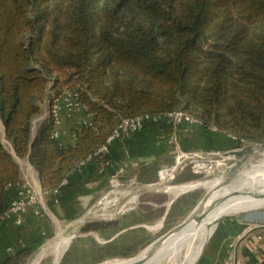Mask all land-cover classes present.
Returning a JSON list of instances; mask_svg holds the SVG:
<instances>
[{"label": "trees", "instance_id": "16d2710c", "mask_svg": "<svg viewBox=\"0 0 264 264\" xmlns=\"http://www.w3.org/2000/svg\"><path fill=\"white\" fill-rule=\"evenodd\" d=\"M67 89L77 91L93 122L79 127L74 145H65L54 135L50 112L32 138L44 101L49 99L51 111ZM175 110L236 136V147L264 142V0H0V118L11 146L0 138V218L10 209L11 187L23 183L17 158H29L43 191L52 192L91 155L108 162L96 152L123 118ZM175 156L141 164L138 182H157L159 170ZM199 175L189 164L176 180ZM150 196L118 220L84 231L111 239L127 229L106 249L144 232L136 225L162 217L166 209L158 213L147 206L145 200L158 201ZM193 196L171 205L166 227L177 225ZM38 246L0 264H26ZM82 251V239L74 240L60 264H81L76 257Z\"/></svg>", "mask_w": 264, "mask_h": 264}, {"label": "crops", "instance_id": "0c3cea01", "mask_svg": "<svg viewBox=\"0 0 264 264\" xmlns=\"http://www.w3.org/2000/svg\"><path fill=\"white\" fill-rule=\"evenodd\" d=\"M71 100L74 101L73 97ZM42 109L43 118L48 112L46 101L42 104ZM92 122L93 116L88 114L84 107L71 111L64 109L60 124L56 127L58 138L65 145H74L79 127ZM236 143L237 141L229 135L210 132L202 124L183 123L173 126L169 123H159L145 126L139 133L114 141L112 156L109 159L105 156L107 163H100L94 157L82 163L70 173L57 192H44L38 171L29 158L23 163L18 159L22 169V184L27 185L28 189L38 196L37 208L40 213L29 211L22 224H17L12 216L0 219V263L21 249L39 245L32 254L35 256L44 243L57 237L70 222L80 220L88 213H94L107 202L105 199L111 195L112 189L119 182L129 178L140 183L137 179L141 164H149L158 159L167 160L180 148L185 151H221L231 149ZM17 192V185L11 187L10 194L13 198ZM261 224H264L261 219H228L221 224L216 237L209 240L196 264H224L230 241L235 243L238 255L248 264H260L264 256V228L259 226ZM249 227H252V230L248 233L246 230ZM259 235L262 236L261 240L258 239Z\"/></svg>", "mask_w": 264, "mask_h": 264}, {"label": "rangeland", "instance_id": "374dc122", "mask_svg": "<svg viewBox=\"0 0 264 264\" xmlns=\"http://www.w3.org/2000/svg\"><path fill=\"white\" fill-rule=\"evenodd\" d=\"M45 101L47 102L48 112H47L46 116L42 118V116H43L42 113L44 111L42 109V112L34 118L33 127H32V136L36 135L37 130L39 129L41 124L50 115L51 111H50V107H49L50 106L49 105V99H46ZM0 138L3 142V144L7 148H11L9 142L5 138V129H4V125H3L1 118H0ZM255 144H257V143L241 142L237 147L234 146L229 150H221L223 156H225V159H224L225 162L227 164L233 163L232 159L227 157L229 154H231V153L235 154V153H238L240 151H243L244 149H246L248 147L257 146ZM18 159H20V158H17V160ZM26 159L27 158L20 159L21 163H23ZM220 160H221V158H220ZM223 167L224 166L220 165L219 167H217V169L215 171H213L211 173L203 172V174H200L199 176H197V178L190 180V181H185V182L180 183V182H177V180L175 178L174 180H172L170 182H166L164 184L167 186H172V185L178 186V185L186 184V183H190V182H196V181L201 182V180H204V181L205 180H213V179L220 177V176H223L226 178L227 173L226 172L225 173L220 172L221 170L224 169ZM158 182H155L158 184L153 185L152 187L159 186L160 179L158 180ZM164 184H161V185L163 186ZM147 186H149V185L137 183L134 180H130L129 178L124 180V182H119V184L116 185L112 189L113 191H111L112 192L111 195H109L107 197L108 199L107 198L105 199V201H107V202H105L106 204L104 203L103 205H101V207H99L96 210L94 208L95 212L90 214V217H89V219L92 220L91 222L84 224V226H82L81 228H78V229L76 227H70L66 232H64L65 229L60 231L59 235L61 234L62 236H68V234L70 232H74L75 237H74L73 241L76 239H82V244H85V251H82L80 253L78 252V254H77L78 256L76 257V259H78V258L80 259L78 262H80L81 264H101V263H104L106 261L113 260V259H126V260H128L131 257H134V256L138 255L139 253H141L154 240H156L161 235H163L164 233H166L167 231H169L170 229H172L173 227L176 226L175 225V226L171 227V225H169L166 227L165 222L162 226V218L165 216V214H164L162 217H158L157 219L152 220V222L142 223L140 225H136L137 227L139 226L140 228L144 229V232L142 230L132 232L129 234V236L127 238H124V241L122 243H118L116 246H113V247H111V246L107 247V249L105 248V246L108 245L107 243L109 241L113 240L115 237H117L120 233H123V235H126V233H128V232H125L127 229L121 231L120 233H117L111 239H106V233L102 234V233L95 231V230L84 231L85 227H87L90 224L112 222V221L118 220L123 215H125L131 211H134L142 203V197H143V195H146V194L151 195L150 197H153V198L157 197L158 198V201L153 200V199L145 200L144 203H146L147 206H152L155 210H158V213L160 212V209H163V208L164 209L166 208L165 213L167 210L169 211V203L171 202L172 199L175 198V196H173L168 190H166L167 188H162V190H156V191H150V192L143 193L140 196V198L137 199L138 201H137L136 205L131 210L120 215L118 218H115L112 220L108 219L110 217H107V215H108V212L110 210H112L111 212H114L116 214L119 211V209L121 208V206H123L126 203L127 200L132 198L135 194L138 193V191H140L141 189H143ZM183 186H186V185L173 187V188H180ZM208 188L209 187H207V186H199V187H196V188L191 189L189 191L180 193L179 197H181L182 195H186L188 193H193L194 196L192 199H190L188 201V203H187L188 206L185 209L184 216H182V218L177 223V225L180 224L182 221H184L188 217V215L193 211V209L197 206V204L200 202V200L207 194V192L209 191ZM161 197L166 198V201L164 203H159V200ZM185 207H186V205H185ZM234 218L248 219L250 221H257V220L261 219L264 221V206L257 208V209L249 210L246 212L233 213L230 215L223 216L221 219H219L218 225H217L216 229L214 230L210 241L216 237L217 233L220 231L222 223L226 222L228 219H234ZM165 220H166V218H165ZM77 221H80V220H77ZM73 222H75V221H72L70 223H73ZM159 222H161V226L159 229H154V230L150 229L149 226L155 225ZM68 224L69 223H67V225ZM134 227H130V228H134ZM58 236L54 240L49 241V242L47 241L46 243H44L43 247L37 251V253L33 257V259L38 254H40L44 249H46L47 247L54 245L56 242H58L60 239L59 238L60 236L59 237ZM72 242H71V244H72ZM95 242L103 245V247L105 249H100V248H97L96 246H94ZM145 243H147V244L145 245ZM67 244L69 245V243H67ZM127 249L137 250V252L134 253V255H132V256L121 255V253H123L124 251H127ZM63 257L61 258V260L59 261L58 264L61 263ZM97 257H104V258L100 261H94V259H97ZM181 260H183V259H181ZM54 263H55V257L53 254H50L47 257H45L39 264H54ZM176 263H177L176 258L168 259V261L165 262V264H176Z\"/></svg>", "mask_w": 264, "mask_h": 264}, {"label": "bare ground", "instance_id": "6f19581e", "mask_svg": "<svg viewBox=\"0 0 264 264\" xmlns=\"http://www.w3.org/2000/svg\"><path fill=\"white\" fill-rule=\"evenodd\" d=\"M227 157L232 159L233 163H230L232 167H239L236 177L230 184L224 185V177L220 176L213 180L191 183L180 188H170L168 191L173 196H176L181 192L194 188L196 185L198 187L207 186L209 190L213 188L216 189L211 197L206 200L204 205H208L213 198L220 195L230 194L235 191H240V193L230 195L228 198L216 202L212 209L201 218V220L196 221V219H193L188 222L183 229L174 233L157 248L154 255L146 264H165V262L171 258L177 259L176 264H194L201 252L203 243L206 241L209 234L213 232L215 223L220 217L233 213L246 212L264 206V146L262 148L258 146L248 147L238 153H231ZM163 179H168V176H164ZM219 187H221V189L217 190ZM244 190H246V192H243ZM137 199L138 198L134 196L130 202L121 206L119 211L134 206L138 201ZM111 211L112 210L108 212L107 217L115 215V213ZM160 226L161 222L149 227L154 230L159 229ZM74 236V232H70L68 236L61 235L58 242L44 249L31 263L39 264L50 254L54 255L55 263L58 262L64 250L71 244ZM67 243H69V245ZM144 251L145 249L140 254ZM128 260L113 259L101 264H123Z\"/></svg>", "mask_w": 264, "mask_h": 264}, {"label": "built area", "instance_id": "2783aa9c", "mask_svg": "<svg viewBox=\"0 0 264 264\" xmlns=\"http://www.w3.org/2000/svg\"><path fill=\"white\" fill-rule=\"evenodd\" d=\"M70 97H73L74 101H72ZM79 107L84 106L81 105L78 99L77 91L74 89L65 90L63 94L54 101V104L51 108V113L55 119V137H58L59 135L56 127L60 124L62 111L64 109L71 111ZM146 121H152L154 124L169 123L173 126L180 125L183 123L202 124L206 126V128L210 132L221 133L218 126L214 123L210 125H205L199 118L184 110H175L161 115L147 114L144 116L127 117L122 119V121L119 123V125L108 138L107 142L98 149L96 154L100 153L109 159L112 156V143L119 139L123 140L133 134L141 132L145 128ZM229 136L232 137L234 140L239 141L236 136ZM174 140L176 142V137H174ZM92 157L94 156L91 155L87 160L91 159ZM224 159L225 156H223L221 151H185L180 148L176 152L175 162L172 165L163 167L159 170L158 175L160 179V184H164L166 182L174 180L189 164L192 165V170L197 174H203V172L211 173L215 171L220 165H227ZM87 160L83 161L82 163L86 162ZM164 176H168V179H163ZM17 186V195L12 199L10 209L4 216H12L14 217L15 222L17 224H22L25 215L30 210H34L37 214L40 213L39 209L37 208L38 196L35 193L31 192L28 189V186L25 184H18ZM58 189L52 192H57ZM259 226L264 228V224H261ZM251 230L252 227H249L246 232L249 233V231ZM258 239L261 240L262 236L259 235ZM223 263L248 264L245 259L241 258L238 255L236 245L232 241H230L228 244V250L226 252ZM260 264H264V256Z\"/></svg>", "mask_w": 264, "mask_h": 264}, {"label": "water", "instance_id": "95a60500", "mask_svg": "<svg viewBox=\"0 0 264 264\" xmlns=\"http://www.w3.org/2000/svg\"><path fill=\"white\" fill-rule=\"evenodd\" d=\"M4 129H5V127H4ZM32 138H34V135L32 136ZM255 145H257L259 148H262L264 146V142L257 143ZM223 168L224 169L221 170L220 172H222V173L223 172L224 173L226 172L227 173V177L226 178L224 177L223 184L224 185H228L236 177V174L239 171V167L238 166L237 167L236 166L235 167H232V165L228 164V165L224 166ZM201 181H204V180H201ZM198 182H200V181L190 182V183H186V184H181V185H178V186L187 185V184H191V183H198ZM152 186L153 185H149V186L141 189L134 196H137V198H139V196L141 194L145 193V192L162 190V188H167L166 190H169L170 188L178 187L177 185H175V186H173V185L172 186H167V185H163L162 186V185H159V186H155V187H152ZM196 187H198V186L197 185L194 186V188H196ZM194 188H192V189H194ZM219 189H221V187L217 188V190H219ZM189 190H191V189H189ZM189 190H187V191H189ZM214 191H216V189H214V188L213 189H210L207 192V194L200 200V202L197 204V206L193 209V211L188 215V217L184 221H182L180 224L176 225L175 227H173L172 229H170L169 231H167L166 233H164L163 235H161L159 238H157L156 240H154L148 247L145 248V251L142 254L139 253L138 255H136L134 257H131L128 261L124 262L123 264H146L148 262V260L154 255V253L156 252L157 248H159L174 233L179 232L181 229H183L187 225L188 222H190L193 219H196V221L201 220V218H203L212 209V207L215 205L216 202L221 201V200H224V199L228 198V196H230V195H236V194H239L240 193V191H235V192L230 193V194L220 195V196H218L216 198H213L208 205H204V203L206 202V200L209 197H211V195L213 194ZM184 192H186V191H184ZM243 192H246V190H244ZM247 192H250V191H247ZM179 195L180 194L176 195L175 198L171 200V202L169 203V209H170L172 203L175 201V199L178 198ZM134 206H130V207H128L127 209H125L123 211H118L114 216L110 217L109 220L118 218L120 215H122V214L126 213L127 211L131 210ZM167 213H168V210L166 211L165 216L162 218V226H163V224L165 222V218H166ZM90 214L91 213H88L87 215H85L84 217H82L80 219V221H75L73 223H70L68 225V227L65 229L64 232H66L70 227H76L78 229V228H81L82 226H84V224H87V223L91 222L92 220L89 219ZM222 217H220L219 219H221ZM219 219L215 223L214 230L216 229V227L218 225ZM214 230H213V232H214ZM213 232L211 234H209L208 238L203 243L201 252H200V254H199V256H198V258H197V260H196V262L194 264H196L198 262V260L200 259L201 255L203 254V252H204V250H205V248H206L209 240L211 239V236H212ZM55 238L56 237H54V239ZM69 246L64 250L62 256L59 259V261L61 260V258L66 253V251L68 250ZM33 257H34V255H32L28 259V261H27L26 264H31V262L33 260ZM59 261L56 262V263H54V264H58Z\"/></svg>", "mask_w": 264, "mask_h": 264}]
</instances>
